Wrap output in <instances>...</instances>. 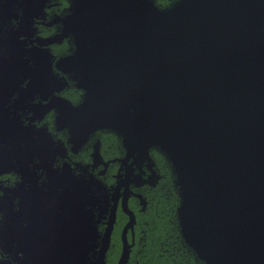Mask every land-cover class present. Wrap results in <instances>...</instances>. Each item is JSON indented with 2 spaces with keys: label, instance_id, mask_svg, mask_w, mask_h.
I'll return each mask as SVG.
<instances>
[{
  "label": "water",
  "instance_id": "1",
  "mask_svg": "<svg viewBox=\"0 0 264 264\" xmlns=\"http://www.w3.org/2000/svg\"><path fill=\"white\" fill-rule=\"evenodd\" d=\"M71 2L56 62L84 92L70 133L114 132L123 162L157 150L197 259L264 264V0Z\"/></svg>",
  "mask_w": 264,
  "mask_h": 264
},
{
  "label": "flooded vegetation",
  "instance_id": "2",
  "mask_svg": "<svg viewBox=\"0 0 264 264\" xmlns=\"http://www.w3.org/2000/svg\"><path fill=\"white\" fill-rule=\"evenodd\" d=\"M71 1L0 0V264H202L153 238L161 153L123 162L114 132L70 133L84 92L55 63L73 49L57 38Z\"/></svg>",
  "mask_w": 264,
  "mask_h": 264
},
{
  "label": "trees",
  "instance_id": "3",
  "mask_svg": "<svg viewBox=\"0 0 264 264\" xmlns=\"http://www.w3.org/2000/svg\"><path fill=\"white\" fill-rule=\"evenodd\" d=\"M156 4L159 6H165L168 5L173 0H155ZM154 157L155 159L162 160L163 158L154 151ZM163 161V160H162ZM167 175H166V181H163L162 190L159 191V196L156 197V199L153 201L155 211L157 212L158 218L157 220L161 221L160 226H158V230L154 234V239L158 243V247L160 242L170 243L177 245L181 249V243H180V237L178 234V225L176 220V208L178 206V195L176 193V190L173 186V178L174 176L171 174L170 169L167 168ZM164 238V239H163ZM166 248V246H163ZM193 254H189L190 260L192 261ZM181 256H173L169 259V264H181V261H179ZM189 264V263H187Z\"/></svg>",
  "mask_w": 264,
  "mask_h": 264
},
{
  "label": "rangeland",
  "instance_id": "4",
  "mask_svg": "<svg viewBox=\"0 0 264 264\" xmlns=\"http://www.w3.org/2000/svg\"><path fill=\"white\" fill-rule=\"evenodd\" d=\"M69 13V11H67V13L63 16V18L67 15ZM47 62H49L48 60H47ZM57 62V61H56ZM55 65H56V63H55ZM41 66V65H40ZM45 67H46V64H45ZM57 67V66H56ZM58 68V67H57ZM59 69V68H58ZM60 70V69H59ZM61 71V70H60ZM63 74H66V73H64L63 71H61ZM67 76H69L68 74H66ZM43 78L46 80L47 79V76L45 75V74H43ZM62 78V80H63V77H61ZM69 78H70V76H69ZM71 79V78H70ZM178 199H179V197H178ZM176 220H177V215H176ZM177 225H178V220H177ZM178 234H179V237H180V243H181V245H183V246H186L187 247V249L191 252V253H193L194 254V256L196 257V255H195V253L193 252V250L185 243V241L183 240V238H182V236H181V234H180V230H179V225H178ZM197 258V257H196ZM185 259H186V257H185ZM199 260V259H198ZM199 261H201V260H199ZM202 264H203V262H202Z\"/></svg>",
  "mask_w": 264,
  "mask_h": 264
}]
</instances>
